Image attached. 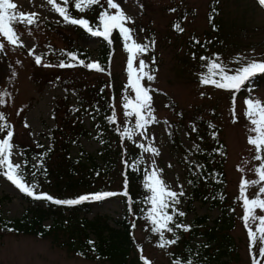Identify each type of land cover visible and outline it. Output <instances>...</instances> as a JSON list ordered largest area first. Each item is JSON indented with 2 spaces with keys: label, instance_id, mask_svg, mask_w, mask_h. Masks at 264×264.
<instances>
[{
  "label": "rangeland",
  "instance_id": "1",
  "mask_svg": "<svg viewBox=\"0 0 264 264\" xmlns=\"http://www.w3.org/2000/svg\"><path fill=\"white\" fill-rule=\"evenodd\" d=\"M71 1L73 0H70V3ZM12 2L18 6L15 9L17 13L21 11L38 13L37 20H43L49 26L46 27L38 21L27 27L15 25V30L25 46H12L4 41L5 50L0 51V91L9 94L4 97L6 103L0 105V112L5 113L14 130L15 147L12 149L11 161L13 164H20L19 141L38 139L37 132L47 130V126H52L55 119L60 121L62 112L66 109V105L63 104L57 114L55 113V103L63 93L61 83L38 79L40 75L55 72L57 69L53 47L65 45L67 39L72 37L79 46L90 51L91 59L95 60L101 39L85 33L72 32L71 27L62 22L63 18L50 10L51 5L47 0ZM57 2L62 4V0ZM101 2L107 6L106 0ZM115 2L119 3L122 10L132 18V21L126 24L133 29L132 39L148 45L145 52L133 49L131 53L134 57L133 67L138 68L139 61L144 60L146 64L144 70L155 77L151 81L145 78L141 83L152 90V108L156 122L148 126L146 136L139 135L143 129H137V134L133 137L145 147L152 146L159 150V155L143 151L148 171L153 167L162 169L159 175L174 191L179 192L181 190L179 186H183L184 195L177 206L179 210L186 211L184 225H190L194 222V217L204 213L208 214L204 223L211 225L221 214V208L211 207L209 201L202 199L194 200L189 206L185 195L189 192L186 184L187 166L188 162L194 159L193 139L189 131L192 124L188 116L197 112L213 121L218 127V137L225 143L222 167L228 196L226 204L232 205V208L227 207V211L232 217L229 232L234 240V250L226 256L222 255L220 259L224 261L222 264H252L249 236L241 219L244 209L238 197L242 176L248 180L257 179L253 169L260 161L254 159L256 155L254 147L247 142L248 136L252 133L249 132L251 125L244 115L246 107L244 101L247 98L264 101V82L256 85L254 81L249 89L236 93L216 88L211 84L203 85L200 76L208 73V64L216 59L217 55L219 56L217 62L226 65L230 74L247 60H264V6H261L258 0H115ZM177 25L182 31L178 30ZM131 44L132 41H129L130 46ZM29 49H34V55L41 56L40 65L35 63L34 55L29 54ZM129 55L123 44H118L108 66L117 86L113 107L120 123L125 117L124 97H134L130 88L125 90L128 84L126 68ZM201 57L208 60H201ZM237 57L241 59L238 60ZM73 71V73L67 71L66 75H76L83 80H93L100 75L95 70ZM35 73L37 74L34 80L32 74ZM233 95L236 97V122H233L232 115ZM74 96L75 94L71 93L69 99L71 103H74ZM93 121L89 114L82 117L81 123L89 132L79 139L80 145L70 146L69 152L72 155L78 153L79 146L91 153L99 148L92 130ZM41 139L48 143L47 139L43 137ZM184 148L191 149V152L185 155ZM56 162L57 155H54L52 163ZM238 166L244 169L243 173L238 170ZM120 168L119 162L108 172L106 179H109L110 185L102 189L103 193L121 186ZM99 183L98 181L96 184ZM258 187L259 185L248 188L249 198L256 194ZM73 192L67 191L69 194ZM27 203L29 202L23 192L0 170L2 214L8 218L19 217ZM37 203L44 204L45 201L37 200ZM123 211L124 204L121 198L110 196L92 202L91 209L86 213H79L77 218L84 215L91 219L95 215H105L103 218H106L110 225H115L113 219L119 218ZM261 214L264 213L257 209V215ZM224 218L218 224L225 226ZM50 221V217L44 220L45 223ZM147 229L150 227L140 220L135 230L137 240L142 243L140 256L143 255L150 264H176L177 257L172 256L174 244L165 248L158 247L155 238L148 236ZM220 229L217 227L215 230ZM65 233L62 229L56 231L59 237H63ZM165 235L170 233L165 232ZM89 236L94 237V233L90 231ZM201 239L199 236H193L191 239L193 247L199 246ZM254 251L257 253V259L264 264V257L258 255V246ZM131 254H134V251H131ZM0 264L107 263L82 257L70 251L65 245L58 244V241L55 242L51 236L37 237L0 230Z\"/></svg>",
  "mask_w": 264,
  "mask_h": 264
},
{
  "label": "trees",
  "instance_id": "2",
  "mask_svg": "<svg viewBox=\"0 0 264 264\" xmlns=\"http://www.w3.org/2000/svg\"><path fill=\"white\" fill-rule=\"evenodd\" d=\"M73 3L74 0L68 5L72 15L76 18H86L92 25L99 24L98 15L102 7H107L101 2L102 7L94 6L92 10L80 13L74 9ZM37 21L49 27L45 21ZM66 25L70 26L74 33L87 34L82 27ZM110 38L113 41L112 44L100 37L101 44L97 49L98 56L95 60L91 59V52L79 46L72 37L67 39L65 45L53 47L57 58V69L55 72L40 75L38 79L61 83L63 93L55 103V113L57 114L59 107L63 104L66 105V109L62 112L60 121L55 119L52 126H47V130L37 132L38 139L21 140L18 147L22 153L20 164L24 182L28 185H36L34 190L37 193H47L56 199H76L84 194L103 193V190L110 185L106 175L120 162L122 184L119 188L108 192L118 193L115 196L120 197L124 204L123 213L119 218L113 219L115 225H110L107 219L103 218L105 215H95L91 219L84 215L77 218L79 213L88 212L92 202L96 200L90 199L76 205H57L43 200L44 204H38L37 200L23 193L29 203L19 217H5L0 209V230L37 237L51 236L55 242L58 241V244L65 245L70 251L107 264H144L140 256L142 243L137 240L135 230L140 220L151 228L150 222L145 220L146 212L151 207L146 202V197L150 195V192L143 187L144 170L148 168L143 154L144 150L137 146L141 142L134 139H121L120 133L124 128L133 129L135 118L125 116L122 123L117 118L114 123H110L107 119L113 114V102L117 90L108 66L116 46L124 43L119 30H114ZM70 52L76 53L85 63L98 61L106 71H96L100 75L94 77L93 80H83L76 75L67 76V71L72 73L73 70L94 71L70 59L67 56ZM62 61L74 66L59 67ZM36 74H32L34 80ZM83 77L85 78V75ZM214 78L218 79V77ZM254 81L256 85L264 82V73L254 75L235 92H244ZM71 93L75 94L74 103L69 100ZM85 114H89L94 120L92 130L98 140L99 148L91 153L79 146L78 153L72 155L69 152L70 146L80 145L79 139L89 132L81 123ZM188 118L192 124L189 131L193 139L194 159H191L187 166L186 184L189 192L185 195L187 196L186 202L190 206L196 199L209 201L211 207L221 208V214L211 225L204 223L208 218L207 213L198 215L190 224V231L186 233L182 229H176L175 236L170 233V235H165V239L178 237L177 243L173 246L172 256L177 257L176 260L181 264H187L188 260L198 264H222L224 261L220 259L221 256H226L234 250V240L229 232L232 227V217L227 211V207L232 208V205L226 204L228 196L222 167L225 143L218 137V127L209 118L197 112L191 113ZM4 136L6 132L0 133V138ZM41 137L47 139L48 143H44ZM183 152L187 155L191 149L184 148ZM54 155H57L56 163H52ZM25 161L27 163H24ZM124 161H128L129 164L135 161L142 162L138 164V170H133L131 167H126ZM0 170L3 174L5 168L0 167ZM32 173H35V177ZM125 179L128 182L129 197L119 194L124 191ZM98 181L100 183L96 184ZM81 187L83 189L80 190ZM67 191L74 192L69 194ZM175 207L178 208L177 205ZM182 212L186 214V211ZM47 217L51 218L50 223L44 222ZM223 217L226 221L225 226L218 224ZM184 218L185 215L174 217L175 222L181 224ZM170 226L173 225L170 224ZM217 227L221 229L216 231ZM61 229L66 232L63 237L56 234V231ZM90 231L94 233V237L89 236ZM147 233L148 236L155 238L157 244L160 243L158 233H153L150 229H147ZM193 236L202 238L199 246L193 247L191 243ZM89 241L93 243L89 244ZM131 251H134V254H131Z\"/></svg>",
  "mask_w": 264,
  "mask_h": 264
},
{
  "label": "snow or ice",
  "instance_id": "3",
  "mask_svg": "<svg viewBox=\"0 0 264 264\" xmlns=\"http://www.w3.org/2000/svg\"><path fill=\"white\" fill-rule=\"evenodd\" d=\"M47 3L51 5V11L58 13L59 16L63 18L64 23L82 27L88 35L93 37H102L109 44L113 43L110 38L112 32L114 30H119L124 42L123 47L130 53L126 68L128 73V84L125 86V90L130 88L134 93V97L129 98L128 96H125L123 99V109L125 110L124 115L126 117L135 118L133 129L130 130L128 128H124V130L120 133L121 139L132 140L137 134V129H143L144 131L140 132L139 135L146 136L148 126L156 122V117L153 114L152 108V90L145 87L141 81L145 78L151 81L154 80L155 77L144 70L146 67L144 60L139 61L138 68L133 67L134 57L131 54L133 49L137 52H145L148 45L137 43L132 39L131 33L133 32V29L126 26L128 22L132 21V18L122 10L120 4L116 3L115 0H106V8L102 7L101 0H74L73 7L80 13L92 10L94 6L102 7V10L98 15L99 24L96 25L90 24L89 20L86 18L74 17L68 7L70 0H62L63 6L61 3H58L57 0H47ZM258 3L261 6H264V0H258ZM17 7L18 6L12 2V0H0V51L5 50L4 41L12 46H25L20 38V35L15 30V25L20 24L27 27L37 23L38 13H25L22 11L17 13L15 11ZM113 9L116 11L112 12L111 10ZM176 27L178 30L182 31V29H179V25ZM129 41H132L131 46L129 45ZM197 43L199 42L197 41ZM29 54L34 55V49H29ZM67 56L89 70H95L98 72L106 71V69L98 61L85 63L84 60L79 59L76 53L71 52L67 53ZM200 59L208 60L206 57H201ZM218 59L219 56L217 55L216 59L209 62L208 73L200 76L201 84H211L216 88L235 92L244 86L246 81L254 75L264 73V60H247L246 63L237 67L235 71L230 74L227 66L222 63H218ZM237 59L240 60L241 58L237 57ZM34 60L37 65L42 63L40 55H34ZM73 66V64H66L63 61L59 64V67ZM214 77H218V79ZM6 95H9L6 91H0V105L6 103L4 99ZM235 101L236 97L233 95V122H236L237 119ZM244 103L246 106L244 115L251 125L249 132L252 133L248 136L247 142L249 145L254 147L256 153L254 159L260 161V163L253 169L258 177L257 179L248 180L242 176L239 185L240 196L238 199L242 201V207L244 209V215L241 219L244 222L249 236V253L252 259V264H261V261L257 259V253L254 249L258 246L259 257H264V214L257 215V209H259L261 213H264V101H261L260 99L247 98ZM107 119L110 123L115 122L116 115L114 107L113 114L107 117ZM25 126H28L27 123ZM4 132H6V136L0 138V167L5 168L3 174L7 177V179L27 196L32 197L35 200H46L57 205H76L90 199L100 200L105 197L118 195V193L114 192H104L84 194L76 199H56L47 193H37L34 190L37 187L36 185H28L24 182L22 165L13 164L11 161L12 149L15 147L12 143L14 130L10 122L7 121L5 113L0 112V133ZM38 146L42 147L41 145ZM137 146L142 148L145 152H151L155 155H159V150L155 147H145L142 143ZM141 162L142 161H135L132 164H129L128 161H124V164L126 167L138 170V164ZM24 163H27V161ZM154 164L155 161H153V165ZM238 170L242 173L244 172V169L240 166H238ZM162 171V169H157L155 167H153L151 171L144 170L143 187L150 192V195L146 197V202L151 205L146 212L145 220L151 224L150 231L158 233L160 236V243L158 244V247L165 248L168 245L176 244L178 240V237H176V239H165V232L173 233L175 236L176 229L190 231L191 226L175 222L174 217H183L186 215L184 212L179 211V209L175 207L180 203L179 198L184 195L183 186H179L181 189L179 192L172 190L159 175ZM32 175L35 177V173H32ZM189 183H191V181ZM257 185H259V187L256 194L249 198L247 195L248 188L250 186ZM127 187L128 182L127 179H125L124 191L119 194L129 197ZM169 209H171V211H169ZM170 224L173 226H170ZM133 227H135V224H133ZM88 243L92 244L93 242L89 241ZM141 260L144 264H150V262L143 255H141ZM176 264H180V262L177 261ZM187 264H193L192 260H188Z\"/></svg>",
  "mask_w": 264,
  "mask_h": 264
}]
</instances>
